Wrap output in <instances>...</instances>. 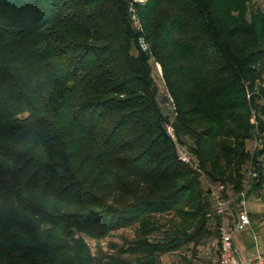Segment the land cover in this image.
Returning a JSON list of instances; mask_svg holds the SVG:
<instances>
[{
  "label": "trees",
  "instance_id": "1",
  "mask_svg": "<svg viewBox=\"0 0 264 264\" xmlns=\"http://www.w3.org/2000/svg\"><path fill=\"white\" fill-rule=\"evenodd\" d=\"M156 64L202 174L176 157ZM263 84L253 0H0V264H161L203 244L201 175L239 191L251 164L264 199ZM125 228L110 253L85 241Z\"/></svg>",
  "mask_w": 264,
  "mask_h": 264
},
{
  "label": "built area",
  "instance_id": "2",
  "mask_svg": "<svg viewBox=\"0 0 264 264\" xmlns=\"http://www.w3.org/2000/svg\"><path fill=\"white\" fill-rule=\"evenodd\" d=\"M133 19L135 18L133 17ZM134 24L135 26L137 25L136 22ZM138 45L142 51L148 50V44L143 36L138 37ZM158 73L162 81L160 66ZM162 84L164 87L163 81ZM159 92L161 97L166 100L163 105V113L170 120V124L166 126V133L173 143L177 159L182 164L202 174L190 151L177 140L172 125L174 115L171 107L173 101L171 96L166 94L165 87L164 90H159ZM251 113V123L255 125V128L252 138L249 140L247 151L253 154L262 148V139L256 127L257 121L254 110ZM244 167V180L239 191H234L229 184L213 182L201 175L208 204L205 219L209 237L206 240L205 255L212 264H264V254L258 253L256 256L245 260L237 246L238 238L252 228V221L247 209L248 192L251 188V183L259 180V175L251 164H247Z\"/></svg>",
  "mask_w": 264,
  "mask_h": 264
},
{
  "label": "rangeland",
  "instance_id": "3",
  "mask_svg": "<svg viewBox=\"0 0 264 264\" xmlns=\"http://www.w3.org/2000/svg\"><path fill=\"white\" fill-rule=\"evenodd\" d=\"M255 7L264 10V0H253ZM158 65L153 66V75L155 76L159 90H164L160 74L158 73ZM264 85V84H263ZM261 104L264 105V100H261ZM249 141L246 144L248 150ZM245 167H243L244 169ZM247 209L250 214L252 221V228L249 232L243 233L237 241V246L240 254L245 260L256 256L258 253L264 254V199L258 196L256 193L251 192L247 201ZM155 234L149 238L152 240ZM134 238V232L132 228H125L113 232L110 236L104 238L98 243L88 237H85V241L90 246L92 252H95L99 247L104 252L110 253L113 246L121 247L124 245V240L131 241ZM206 241L197 246L193 247V244L183 246L173 254H164L160 256L161 264H172L179 260L181 257H186L189 260H193L196 264H212L211 261L206 257L205 253ZM126 246V245H125ZM124 246V247H125Z\"/></svg>",
  "mask_w": 264,
  "mask_h": 264
}]
</instances>
